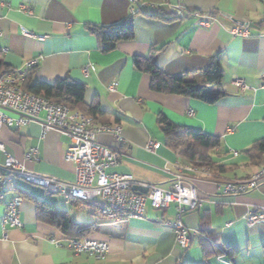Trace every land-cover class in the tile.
Returning a JSON list of instances; mask_svg holds the SVG:
<instances>
[{
  "label": "crops",
  "instance_id": "0c3cea01",
  "mask_svg": "<svg viewBox=\"0 0 264 264\" xmlns=\"http://www.w3.org/2000/svg\"><path fill=\"white\" fill-rule=\"evenodd\" d=\"M177 3L138 0L133 39L103 53L87 26L122 22L130 17V0H0V60L13 70L41 55L32 81L52 84L57 78L68 77L85 85V104L97 103L99 108L95 122L121 127L123 141L106 134L96 138L120 152L119 164L108 168V173L129 175L136 182L161 189L173 184L177 166L191 163L165 145L163 125L158 122L163 117L174 125L220 139V147L212 153L214 161L225 166L216 174L218 181L247 178L264 167V153L254 161L246 153L264 139V0H182L180 14ZM22 5H28L32 14L23 12ZM195 11L216 17V22L200 28L191 15ZM161 14L165 18L158 17ZM171 17L175 18L167 20ZM235 22L249 23L247 37L228 32ZM161 48L154 57L159 69L170 76L188 74V79L197 81L203 78L208 58L219 54L225 96L207 104L151 91L150 76L137 71L133 60ZM234 78L242 79L248 89L237 91ZM110 84H114L112 89ZM0 141L28 171L74 181L73 165L64 159L68 137L56 131L42 135L40 126L30 123L18 129L3 128ZM149 142L159 143V147L149 152L145 149ZM31 148L38 149V162L25 159ZM3 160L0 153V163ZM190 176L198 197L206 201L183 217L189 233L195 232L186 249L175 243L166 225L174 220V204L154 209L147 203L142 218L118 222L103 213L98 200L87 204L68 201L11 178L0 192V264H201L205 260L208 264H264V223L249 226L246 219L249 213L263 211L264 179L249 192L231 196L214 180ZM15 197L22 199V227L4 228V206ZM35 200L45 202L51 212L66 215L75 224L79 239L107 242L105 259L67 250L68 237L37 220ZM208 236L217 246L207 244L205 251L203 238ZM52 239L61 247H55Z\"/></svg>",
  "mask_w": 264,
  "mask_h": 264
},
{
  "label": "built area",
  "instance_id": "2783aa9c",
  "mask_svg": "<svg viewBox=\"0 0 264 264\" xmlns=\"http://www.w3.org/2000/svg\"><path fill=\"white\" fill-rule=\"evenodd\" d=\"M177 1L176 9L180 14L183 11L182 0ZM130 3L129 16H134L137 13L134 5L138 4V0H130ZM142 6L144 5L139 4V7ZM20 9L32 14L28 5H22ZM191 15L198 20L197 24L200 28L216 22V17L210 14L195 11ZM249 26V23L235 22L227 30L234 37L245 38L249 35ZM23 33L31 35L26 30H23ZM41 59L42 56L38 55L27 60L21 68L0 72V134L3 128L18 129L36 123L40 126L42 135L56 131L68 137L70 144L64 152V159L72 163L75 178L73 182L68 183L55 177L30 172L6 152L0 141V153L4 155V160L0 163V192L5 189L11 178H15L39 187L47 193L61 194L67 200L81 202L98 200L103 204V213L118 222L142 218L147 203L154 209L166 208L174 204V220L166 225L171 229L175 243L180 248L186 249L195 232L189 233L183 217L187 212L200 208L206 201L198 197L191 174L206 180H214L225 195L231 196L249 192L264 179V167L247 178L220 182L217 180L218 176L207 167L189 164L177 166L173 184L167 189H161L152 184L136 182L129 175L106 172L108 168L119 164L120 152L99 143L96 138L99 134H106L123 141L121 127L118 124H97L90 116L23 90L22 84L29 70L37 67ZM87 72V68H84L83 73L87 74ZM232 84L239 92L248 89L244 81L239 78H234ZM113 86L114 84H110L109 88L112 89ZM189 114L192 115V112ZM158 147L159 143L149 142L145 149L153 152ZM24 156L26 160L39 161L37 148H31ZM133 185L144 186L147 188V193L137 194L131 189ZM21 200V197H15L5 204L2 216L4 228L22 227L19 217ZM262 210L248 214L246 219L249 226L264 223V208ZM3 237H8L5 230ZM51 243L57 248L61 247L57 240L52 239ZM65 248L75 255L84 254L96 260H104L109 251L105 241L78 238H67Z\"/></svg>",
  "mask_w": 264,
  "mask_h": 264
},
{
  "label": "trees",
  "instance_id": "16d2710c",
  "mask_svg": "<svg viewBox=\"0 0 264 264\" xmlns=\"http://www.w3.org/2000/svg\"><path fill=\"white\" fill-rule=\"evenodd\" d=\"M163 15H158V17L165 18ZM133 17L130 16L112 26L99 27L89 25L87 29L97 38L100 51L103 53L110 52L115 48L117 43L133 39ZM174 18H167V20ZM162 49L153 50L152 54L148 57L138 56L133 60V66L137 71L150 76L151 91L196 99L207 104H214L221 97L225 96V92L221 88L223 71L219 54L208 58L207 64L201 72L203 78L201 81H197L188 79V74L170 76L159 69L155 64L154 57ZM10 70L12 68H9L0 60V72H8ZM33 70L34 68L29 70L22 84L23 90L40 95L55 103L66 105L70 110L79 111L92 117L95 121L99 114V108L97 103H92L91 105L85 104L84 94L86 87L84 84L73 81L68 77L57 78L52 84L32 81L31 74ZM158 122L163 125L162 132L165 145L174 150L180 157L185 158L195 166L207 167L212 173L217 175L224 171L225 166L218 165L212 158L213 151L220 147V139L218 137L174 125L167 122L163 117L159 118ZM246 153L254 161L256 155L264 153V139L254 143ZM28 198L30 197L28 196ZM70 200L72 199L68 201ZM81 203L87 204V202ZM35 211L37 220L57 227L68 238H80V234L76 233L75 224L66 215L51 212L45 202L35 200ZM203 243L205 251L207 250V244H210L209 246L213 248L217 246L215 240L209 236L203 238ZM262 249L264 254V243L262 244ZM227 253L230 254L231 251L227 249ZM201 264L208 263L205 260Z\"/></svg>",
  "mask_w": 264,
  "mask_h": 264
},
{
  "label": "water",
  "instance_id": "95a60500",
  "mask_svg": "<svg viewBox=\"0 0 264 264\" xmlns=\"http://www.w3.org/2000/svg\"><path fill=\"white\" fill-rule=\"evenodd\" d=\"M134 192H136L137 194H145L147 193V188H145L144 186L141 185H133L131 188Z\"/></svg>",
  "mask_w": 264,
  "mask_h": 264
},
{
  "label": "rangeland",
  "instance_id": "374dc122",
  "mask_svg": "<svg viewBox=\"0 0 264 264\" xmlns=\"http://www.w3.org/2000/svg\"><path fill=\"white\" fill-rule=\"evenodd\" d=\"M24 184H27V183H24ZM27 185L30 186V184H27ZM55 195H57V196H63V195H61V194H55Z\"/></svg>",
  "mask_w": 264,
  "mask_h": 264
}]
</instances>
